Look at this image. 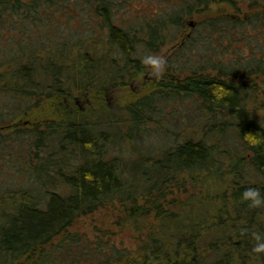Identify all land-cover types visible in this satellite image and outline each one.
I'll list each match as a JSON object with an SVG mask.
<instances>
[{
	"label": "trees",
	"instance_id": "1",
	"mask_svg": "<svg viewBox=\"0 0 264 264\" xmlns=\"http://www.w3.org/2000/svg\"><path fill=\"white\" fill-rule=\"evenodd\" d=\"M214 3L229 10L211 12ZM262 7L264 0H0V125L40 106L47 112L0 133V264H264L253 236L264 232V205L242 197L250 186L264 195ZM174 42L156 89L127 106L129 130L166 97L190 98L201 117L189 137L139 159L153 172L130 168L69 99L96 80L123 85L147 67L143 55ZM186 173L205 174L209 195L183 204L176 218L161 185ZM114 202L136 226L157 220L136 255L68 233L78 216Z\"/></svg>",
	"mask_w": 264,
	"mask_h": 264
},
{
	"label": "rangeland",
	"instance_id": "2",
	"mask_svg": "<svg viewBox=\"0 0 264 264\" xmlns=\"http://www.w3.org/2000/svg\"><path fill=\"white\" fill-rule=\"evenodd\" d=\"M240 4L243 10H249L247 4L242 2ZM227 7L222 3H214L211 6V12L229 10ZM260 9L264 10V7ZM175 43L166 44L157 54L167 57L173 48L178 46ZM147 71L148 66L140 75L127 78L121 86H113L111 82L96 80L97 82L95 81L92 85L72 95L69 102L73 110H78L80 117L82 116L94 125L95 130H101V133L111 136L112 144L109 146L111 155L118 156L125 164L129 163L127 166L130 168L139 163L141 167L143 164L147 171L153 172L156 165L150 166L146 163L147 158L140 161L139 159L154 157L156 150L160 147L169 148L175 141L189 137L193 134L195 123L199 121L201 114L199 109L195 110L193 101L188 97L183 98L185 103L176 97H166L157 100L158 107L149 120L143 116L140 124L129 130L132 119L127 112V106L137 98L150 94L156 89V83L160 79V77L145 74ZM43 114H47L45 107L34 108L9 123L0 125V133L26 125L32 126L36 121L43 119V116L45 118ZM229 141L230 138L227 137V142ZM227 142L225 147L228 145ZM229 146L231 145H228V149ZM138 173L139 171L136 175ZM204 175L193 178L186 173L181 177L171 178L172 181L161 185L163 188L161 192H165L161 199L162 203L176 214V218L184 217L182 214L188 206L182 208L183 204H188L190 201L204 202L201 199L204 200L209 195L203 185L206 181L201 179ZM190 211L197 214L196 209H190ZM152 217L137 227L127 217L123 208L114 202L101 206L92 213L78 216L68 228V233L84 234L90 239L96 237L109 239L108 241L116 248L125 249L131 255H136L140 243L157 223V220Z\"/></svg>",
	"mask_w": 264,
	"mask_h": 264
},
{
	"label": "clouds",
	"instance_id": "3",
	"mask_svg": "<svg viewBox=\"0 0 264 264\" xmlns=\"http://www.w3.org/2000/svg\"><path fill=\"white\" fill-rule=\"evenodd\" d=\"M142 63L148 66V71L145 74L159 78L166 71L167 58L162 54L148 53L143 55ZM242 197L249 201L250 206L264 205V195H261L260 187L250 186L246 188ZM253 236L255 239L254 250L257 252L264 251V232H255Z\"/></svg>",
	"mask_w": 264,
	"mask_h": 264
}]
</instances>
